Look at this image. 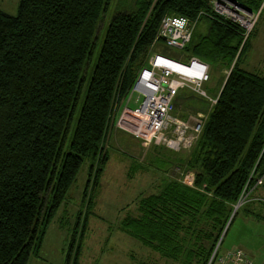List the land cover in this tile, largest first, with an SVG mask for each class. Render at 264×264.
<instances>
[{"label": "trees", "instance_id": "trees-1", "mask_svg": "<svg viewBox=\"0 0 264 264\" xmlns=\"http://www.w3.org/2000/svg\"><path fill=\"white\" fill-rule=\"evenodd\" d=\"M210 1L137 0L108 20L93 69L112 0H20L16 15L0 9V264H29L39 256L87 160L83 201L87 210L92 206L87 192L110 160L113 118L148 64L166 16H212L199 20L184 50L230 73L184 163V172L195 173L194 187L164 180L159 192L139 199V215L127 217L121 230L163 258L207 264L238 214L264 223V75L241 65L253 31L243 44L241 26L217 14ZM236 1L254 12L262 7V0ZM201 22L205 34L197 32ZM88 220L80 212L65 264H80Z\"/></svg>", "mask_w": 264, "mask_h": 264}, {"label": "rangeland", "instance_id": "rangeland-1", "mask_svg": "<svg viewBox=\"0 0 264 264\" xmlns=\"http://www.w3.org/2000/svg\"><path fill=\"white\" fill-rule=\"evenodd\" d=\"M19 1L0 0V9L10 15H16ZM136 2L137 0H112L107 16L101 22L103 29L99 33L94 54L90 60L92 69L101 51L108 20L119 12L130 10ZM261 12L258 14L260 22L251 35L242 61L250 56L249 53L258 49L257 59L264 63V12L262 15ZM197 32L200 34L207 32L205 22L199 24ZM162 48L163 43L159 42L155 51H162L164 55L177 60L188 59L185 50L165 47L163 51ZM225 71L227 70L222 69L220 65H211V79L204 85L209 97H215L221 90L226 79ZM181 95L180 106L175 112L177 117L185 120L196 109L203 112L209 111L208 100L201 98L197 93L186 89ZM138 97L143 98L139 92H133L129 105L131 108L139 105ZM115 123L116 120H113V126ZM106 149L109 150L110 160L105 172L98 186L94 189L90 186L87 192L88 198L91 196L93 200L92 206L87 210L88 206L83 201L89 178L90 162L87 160L55 214L39 256L32 257L29 264H65L70 236L80 212L83 213V217L88 214L89 219L82 244L80 264H181L161 257L140 240L123 232L121 225L127 217L139 215L137 206L139 199L159 192L164 180L182 181L187 173L184 172V163L190 157L192 149L174 152L163 145L145 148L140 141L122 129L109 134ZM91 179L93 185V176ZM248 192L243 193L245 197ZM261 194L264 195L263 190ZM248 200L249 196L244 204ZM238 202L234 205L231 220L237 211ZM229 249H242L256 264H261L264 260V223L246 219L242 213L238 214L225 236L221 251Z\"/></svg>", "mask_w": 264, "mask_h": 264}, {"label": "built area", "instance_id": "built-area-1", "mask_svg": "<svg viewBox=\"0 0 264 264\" xmlns=\"http://www.w3.org/2000/svg\"><path fill=\"white\" fill-rule=\"evenodd\" d=\"M210 3L217 14L241 26L243 44L252 33L258 21V14L264 7V0L259 12L248 10L244 4L236 0H211ZM204 16L213 18L202 12L195 19L180 15L166 16L162 20L148 64L140 70L126 106L118 117L117 127L127 131L145 148L163 145L174 152L189 151L199 141L208 115L198 112L185 120L177 117L175 101L182 90L190 89L208 100L210 110L218 102L221 92L215 97H209L204 89V85L211 79V68L208 63L197 57L177 60L164 55L161 51H155L159 42L167 48L184 50L190 44L199 20ZM229 73L230 71H227L226 76ZM133 92H139L143 96L142 99L137 98L139 105L135 108L129 106ZM182 182L193 188L195 173L187 172ZM262 184L263 178L258 180L256 186ZM250 193L251 190L246 197L245 194L240 197L237 210L246 202ZM223 237L224 234L207 264H256L242 249L222 252ZM261 264H264V261Z\"/></svg>", "mask_w": 264, "mask_h": 264}, {"label": "crops", "instance_id": "crops-1", "mask_svg": "<svg viewBox=\"0 0 264 264\" xmlns=\"http://www.w3.org/2000/svg\"><path fill=\"white\" fill-rule=\"evenodd\" d=\"M264 12V7H263V10H262V13ZM262 13H261V15H262ZM260 15V16H261ZM259 20V19H258ZM260 22V20L259 21H257V23H256V25H255V27L257 26V24ZM254 30H255V28H254ZM253 30V31H254ZM252 35H253V33H252ZM165 47L163 46V48H162V50L164 49ZM163 51H165V50H163ZM249 57L247 56L243 61H242V67L245 69V70H247V71H249V72H253V73H257V74H261V75H264V63H262V62H260V61H258V55H259V50L258 49H255V51L254 52H252V53H249ZM257 61H258V63H257ZM210 68H211V66H210ZM225 72H227V71H225ZM190 90V89H189ZM192 91V90H191ZM124 104V103H123ZM126 106V104H124V105H122V106H120L119 107V109H118V112H117V114L115 115V117H114V119L113 120H116V123H115V125L112 127V130H111V133L110 134H112V133H114V131L116 132V131H118V127H117V120H118V117H119V115H120V113H121V111H122V109L124 108ZM210 110V109H209ZM198 112H203L202 110H195V111H193V113L191 114V115H195L196 113H198ZM204 113H206V112H204ZM190 115V116H191ZM264 261V260H263Z\"/></svg>", "mask_w": 264, "mask_h": 264}]
</instances>
